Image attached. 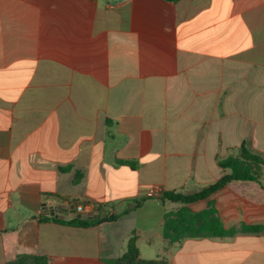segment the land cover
Instances as JSON below:
<instances>
[{
  "label": "crops",
  "instance_id": "crops-1",
  "mask_svg": "<svg viewBox=\"0 0 264 264\" xmlns=\"http://www.w3.org/2000/svg\"><path fill=\"white\" fill-rule=\"evenodd\" d=\"M242 143L264 156V0H0V264H108L132 237L141 260L264 264V180L161 201L217 182ZM77 202L118 218L49 220ZM209 205L233 235L163 237L166 214Z\"/></svg>",
  "mask_w": 264,
  "mask_h": 264
},
{
  "label": "trees",
  "instance_id": "trees-1",
  "mask_svg": "<svg viewBox=\"0 0 264 264\" xmlns=\"http://www.w3.org/2000/svg\"><path fill=\"white\" fill-rule=\"evenodd\" d=\"M248 145L242 143L239 148V154L237 156H229L228 158L219 161L218 166L223 170H228L229 173L222 176L214 184L203 188L199 192L191 195H181L178 193L168 192L163 193L161 201H167L172 203H180L184 205L192 204L196 201L204 200L217 190L223 188L231 182H260L264 180V175L261 174V166H264V156L257 152L251 153L248 150ZM131 165V163H129ZM142 201L134 202L132 209L140 207ZM130 210V209H129ZM129 210H125L124 214H127ZM118 216L110 215L103 219H80L72 218L69 221H65L59 217H49V220L60 224H66L70 226L87 227L101 222H112L116 220ZM193 221H200V225L191 228ZM193 225V224H192ZM243 232H258V227L242 226ZM235 231H225L216 216V211L209 205L208 208L199 213H193L187 208H182L175 213H169L164 216L163 237L170 242L180 240L186 236H200V235H212V236H226L233 235ZM9 264H48L47 260L43 257H36L32 255H20L15 261ZM108 264H167L163 260H141L139 259L138 250L135 243V238L132 237L127 245L126 253L120 258L111 260Z\"/></svg>",
  "mask_w": 264,
  "mask_h": 264
},
{
  "label": "built area",
  "instance_id": "built-area-1",
  "mask_svg": "<svg viewBox=\"0 0 264 264\" xmlns=\"http://www.w3.org/2000/svg\"><path fill=\"white\" fill-rule=\"evenodd\" d=\"M161 190H159L158 188H153L151 190L148 191L147 193V197L148 198H160L161 197ZM97 205L94 204H83V203H74L72 205V209L74 214H77L83 218H86L88 216H91V214H93V212L95 211V209L97 208ZM51 213H54L56 216L61 215L62 213H64L65 211L69 210L68 204H63V205H56L55 207L52 206L51 207ZM52 216V215H51Z\"/></svg>",
  "mask_w": 264,
  "mask_h": 264
},
{
  "label": "rangeland",
  "instance_id": "rangeland-1",
  "mask_svg": "<svg viewBox=\"0 0 264 264\" xmlns=\"http://www.w3.org/2000/svg\"><path fill=\"white\" fill-rule=\"evenodd\" d=\"M261 146H264V145H261ZM247 148H248V150H249L251 153L255 152L251 147L248 146ZM262 167H264V166H261V168H262ZM261 168H260V169H261ZM200 223H201L200 221H193V223H192L193 225L191 224V228L195 229V227H197L198 225H200Z\"/></svg>",
  "mask_w": 264,
  "mask_h": 264
},
{
  "label": "water",
  "instance_id": "water-1",
  "mask_svg": "<svg viewBox=\"0 0 264 264\" xmlns=\"http://www.w3.org/2000/svg\"><path fill=\"white\" fill-rule=\"evenodd\" d=\"M51 215H52V216H55V217H58V216H56L54 213H51ZM60 218H63V217H62V216H60ZM76 218H77V219H80V218H81V216H79V215H78ZM92 218H94V219H97V218H98V216H94V217H92Z\"/></svg>",
  "mask_w": 264,
  "mask_h": 264
}]
</instances>
